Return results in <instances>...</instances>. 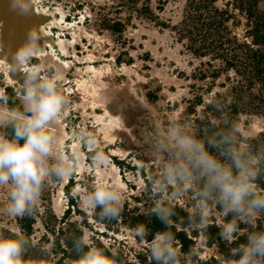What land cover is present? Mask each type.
I'll return each instance as SVG.
<instances>
[{"label":"rangeland","instance_id":"rangeland-1","mask_svg":"<svg viewBox=\"0 0 264 264\" xmlns=\"http://www.w3.org/2000/svg\"><path fill=\"white\" fill-rule=\"evenodd\" d=\"M241 1L33 0L39 13L51 16L39 33L42 48L34 62L42 72L61 73L60 87L68 99V108L56 121L58 133L69 154L79 147L81 130L93 133L109 161L93 167L85 158L71 180H49L32 216L8 215L10 187H0V233L30 239L28 264H46L43 258L35 259L44 251L53 253L47 262L55 264L61 257L54 255L56 231H69L71 224L125 261L135 262L148 254V245L137 243L130 229L139 225L137 216L152 207L148 183L155 169L150 138L154 127H162L169 119L187 114L196 124L215 127L236 121L242 137L253 146L264 140V115L245 106L239 92L233 91L243 83L224 62L229 54L225 51L233 48L228 39L250 42L249 23L238 8ZM248 5H258L262 11L264 0H251L241 7ZM117 23L119 31H113ZM220 44L224 47L217 50ZM2 63L0 89L10 91L0 97L6 109L10 101L19 105L24 74L20 72L19 80L11 79L8 65ZM113 178L125 193L121 212L125 216L100 223L81 207V189ZM258 185L264 189V182ZM191 205L186 195L176 206L191 214ZM218 211L213 209L210 224L220 227L225 218ZM263 220L260 216L257 222ZM240 223L241 229L248 227ZM194 243L201 263L220 264L227 257L203 238Z\"/></svg>","mask_w":264,"mask_h":264},{"label":"clouds","instance_id":"clouds-1","mask_svg":"<svg viewBox=\"0 0 264 264\" xmlns=\"http://www.w3.org/2000/svg\"><path fill=\"white\" fill-rule=\"evenodd\" d=\"M32 2V0H31ZM29 0H14V6L27 12ZM39 31L30 30L25 43L14 53L10 71L19 70L23 83L19 105L10 101L4 108L0 99V187L9 186L6 212L13 217L32 216L49 180L63 183L71 180L84 159L90 166L103 167L109 161L99 147L98 138L81 130L79 147L71 154L56 128V121L68 108V99L60 87L59 71H41L35 61L41 51ZM0 89V97L7 96ZM151 162L148 192L152 197L149 215H155L165 230L157 232L149 242L146 225L130 231L137 243H146L150 261L155 264H197L200 250L192 247L181 251L172 230L176 224L177 202L188 195L193 212L186 228L206 234L213 209L225 218L219 227L221 238L235 242L241 234L246 243L232 248L231 257L220 264H264V229L257 230V220L264 213V189L257 183L264 178V143L255 146L245 140L236 121L226 120L222 126L196 124L187 114L169 119L162 127H154L151 138ZM80 148L91 151L85 153ZM125 193L113 178L99 180L90 189H81V207L103 223L119 219ZM99 209V212H97ZM231 215V219L226 218ZM240 222L252 231L241 229ZM74 264H121L120 259L96 245L84 233L70 237ZM32 244L23 234L0 233V264H28ZM50 251L40 254L51 257Z\"/></svg>","mask_w":264,"mask_h":264},{"label":"trees","instance_id":"trees-1","mask_svg":"<svg viewBox=\"0 0 264 264\" xmlns=\"http://www.w3.org/2000/svg\"><path fill=\"white\" fill-rule=\"evenodd\" d=\"M251 0H244L238 4V8L245 14L246 20L249 23V32L247 36L250 38L249 43H241L237 44V40L235 38L228 39L227 44L230 48L226 55L225 64L227 68L233 72V74L240 77L241 82L243 83L239 87H234L233 91L235 93L239 92L240 97L243 100V104L249 107L252 111L256 112L257 115H264V8L262 11H259L258 5H254L251 8L250 5L245 6ZM120 24H114L113 31H119L118 26ZM224 47L223 45H218L216 47L217 50H221ZM240 85L237 83V86ZM8 91L7 93H9ZM246 94L245 97L243 94ZM264 137V136H263ZM261 143H264V140ZM264 182V178H261L257 181V183ZM70 203H72L71 198H69ZM176 215L173 217V220L179 226H174L172 229L175 232L176 239L180 242L181 251L187 253L192 247H195V239L198 237L203 238L205 240V244L211 246L212 244H216L221 250V254L229 257L231 256V249L237 247L241 243H246V235L239 237L235 242L228 243L225 242L223 246V239L220 236V228L214 224H210L207 229L206 234L198 233L196 231H187L186 221L188 215L190 213L184 212L182 209L176 206ZM125 216L124 213L120 214V217ZM261 217L264 218V213L261 214ZM232 217L229 215L226 219L230 220ZM95 219V218H94ZM84 220H88L84 218ZM96 220V219H95ZM138 224L146 225L148 229L149 236L147 240L150 242L157 232H161L165 230V225L161 223V221L155 215L144 214L137 216ZM257 230L264 229V220L257 222ZM71 229L66 231L65 229H58L56 231V238L54 241V255L60 254L61 257L57 258V262L55 264H65L66 261L74 264V254L71 251V242L70 237L73 235L81 234V230L78 228L77 224H71ZM239 227L242 228L243 225L239 224ZM29 228V227H27ZM248 231H252L251 226L248 225L246 228ZM61 230V231H60ZM67 236V238H66ZM65 238V239H64ZM105 248L102 245H98ZM106 250V248H105ZM107 251V250H106ZM121 264H155V261H150L149 253L136 257L135 262L125 261L121 257L117 256ZM40 258V259H39ZM236 258L238 257H231ZM35 259L41 260V257L35 255ZM43 261L46 264H51L53 261L49 260L47 262V258H43ZM197 264H204L198 260Z\"/></svg>","mask_w":264,"mask_h":264},{"label":"water","instance_id":"water-1","mask_svg":"<svg viewBox=\"0 0 264 264\" xmlns=\"http://www.w3.org/2000/svg\"><path fill=\"white\" fill-rule=\"evenodd\" d=\"M33 6L29 0L27 12H22L14 6V0H0V60L4 63H13L14 53L25 43L30 30L38 31L40 25L49 22L46 17L34 15ZM9 75L11 79L22 78L19 70L10 71Z\"/></svg>","mask_w":264,"mask_h":264},{"label":"bare ground","instance_id":"bare-ground-1","mask_svg":"<svg viewBox=\"0 0 264 264\" xmlns=\"http://www.w3.org/2000/svg\"><path fill=\"white\" fill-rule=\"evenodd\" d=\"M32 2H33V0H32ZM35 3H33V5H34ZM33 8H34V15H36L37 14V16H42V17H46V18H48L49 19V17H51V16H49V15H44V14H41V13H39V10L38 9H36V7H35V5L33 6ZM36 9V10H35ZM54 14V13H53ZM56 24H57V22H56ZM41 30H42V26L40 25L39 26V33H41ZM45 34H47V33H45ZM48 35V34H47ZM0 63H2V61L0 60ZM3 64V63H2ZM8 74V73H7ZM22 74V73H21ZM8 78V77H7Z\"/></svg>","mask_w":264,"mask_h":264}]
</instances>
